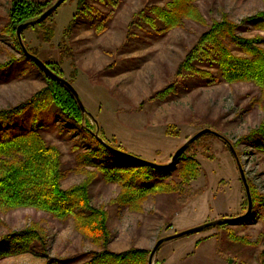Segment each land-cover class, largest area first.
<instances>
[{
  "label": "rangeland",
  "instance_id": "1",
  "mask_svg": "<svg viewBox=\"0 0 264 264\" xmlns=\"http://www.w3.org/2000/svg\"><path fill=\"white\" fill-rule=\"evenodd\" d=\"M77 1L67 0L55 12L50 20L55 27L51 42H45L36 27L24 30L22 39L41 60L61 67L60 76L73 84L96 120V135L101 130L112 144L162 166L171 164L176 151L204 128L224 139L211 134L192 144L187 155L199 162L200 174L188 183L190 195L176 191L151 195L141 210L133 211L113 202L121 190L118 183L108 182L99 168L81 166L82 155L98 148L84 127L52 107L25 113L16 129L29 128L22 121L44 124L48 138L63 154L64 188L82 184L87 172H94L92 205L108 212L110 250L151 252L159 239L175 232L217 219L240 218L163 243L153 264H259L264 250V155L241 141L264 124V89L251 82H212L191 70L178 78L174 75L199 35L214 21L227 14L240 23L263 11L264 0H198L203 22L187 18L181 27L169 31L162 29L153 11L154 24L147 19L129 26L139 11L163 6L164 1L87 0L65 36ZM10 6L11 0H0V66H4L0 67V109L15 107L47 87L46 74L22 54L9 18ZM240 32L248 38L258 33L251 25ZM260 34L264 36V31ZM194 66L198 72L218 74L205 57ZM230 145L244 167L250 190L263 198L254 202L251 191L253 205L248 216V196ZM110 158L105 160L112 166L122 161ZM29 228L45 234L47 250L33 244L27 253L1 258L0 264H84L90 251L100 249L77 230L72 218H57L35 207L0 211V240L11 231Z\"/></svg>",
  "mask_w": 264,
  "mask_h": 264
},
{
  "label": "trees",
  "instance_id": "2",
  "mask_svg": "<svg viewBox=\"0 0 264 264\" xmlns=\"http://www.w3.org/2000/svg\"><path fill=\"white\" fill-rule=\"evenodd\" d=\"M54 1L11 0L9 18L13 29L17 30L18 25L23 22L39 18L55 4ZM161 1H164L163 6L145 8L135 14L129 26L133 27L135 20L139 23L147 19L154 24L153 18L150 17L151 11L161 21L162 29L166 31L181 27L187 18L203 22V16L198 9V0ZM86 6L87 0L77 1V12L65 29V36L69 34L77 17ZM54 14L55 12L42 23L30 26L41 31L45 42H51L55 35L54 24L50 23ZM246 25L255 27L258 33L251 38L242 36L240 31ZM262 31H264V10L244 18L240 23H236L224 14L221 20L214 21L199 35L196 43L179 63L174 77L187 75L191 70L204 75L205 80L212 82L220 80L229 83L251 82L264 89V36L260 34ZM64 47L66 48L65 55L70 57L72 55L70 49H67L65 45ZM26 48L36 55V50ZM21 50L22 54L29 59L23 48ZM202 57L208 60L212 65L211 68L217 70L216 76H212L207 71L198 72L194 69L195 61ZM45 63L56 74L61 75L63 70L56 62L47 61ZM72 66H75V62ZM46 80L47 87L35 93L27 101L15 107L0 109V211L35 207L57 218H72L75 220L77 230L100 247L99 250L88 253L84 264H145L147 254L151 253L149 250L132 248L118 253L109 249L112 233L108 225V212L92 205L90 190L92 179H96L94 172H87V179L82 184L64 188L63 181L67 177V172L64 167L63 154L60 148L48 138L44 124H39L34 120L29 125L22 121L20 123L27 124L29 128L17 130L16 122L23 119L21 116L31 110L39 112L54 107L61 115L74 121L77 126L88 130L92 135L94 145L98 148L95 150L89 148L88 154L82 155L81 166L99 168L104 172L108 182L118 183L121 190L113 202L120 208L128 207L133 211L141 210L142 204L151 195L171 191H176L182 196L192 193L188 183L200 174L199 162L187 155L193 145L169 168L157 169L142 164L126 155L125 153H129L126 150L112 144L103 131L100 130V136L95 134L96 120L81 110L75 96L66 85L52 80L47 75ZM90 118L95 124H91ZM206 136H211V134H206L195 142ZM242 142L264 155V124L252 130L242 139ZM102 156L105 159L110 156L112 157L110 159L114 160L120 158L123 162L112 166ZM178 163L180 165L177 168ZM76 169L78 168H74L73 171ZM171 177L173 180H169ZM175 177L179 181H175ZM251 191L254 202H260L263 199L254 193L252 187ZM33 244L47 250L46 236L39 228L11 231L0 240V259L27 253ZM259 257V264H264V250L261 251ZM54 261L56 260L51 263ZM56 264H58L57 261Z\"/></svg>",
  "mask_w": 264,
  "mask_h": 264
},
{
  "label": "water",
  "instance_id": "3",
  "mask_svg": "<svg viewBox=\"0 0 264 264\" xmlns=\"http://www.w3.org/2000/svg\"><path fill=\"white\" fill-rule=\"evenodd\" d=\"M67 0H57L55 2V4L49 8L46 12H44L39 18H37L36 20H33L31 22H27L24 24H21L18 28H17V36L18 39L20 41L21 47L23 48V51L25 52V54L28 56V58L30 60H32L37 67L44 72V74H46L48 77H50L52 80H56L59 82H62L64 85H66L70 91L72 92V94L75 96L81 110L85 113L88 114L89 116H93L85 107V105L83 104L81 97L78 93V91L76 90V88L73 86L72 83H70L69 81H67L66 79H64L63 77H61L60 75L56 74L43 60H41L38 56L32 54L29 52V50L26 48L25 44L23 43V39H22V35L24 30H26L27 28H29L30 26H34L37 24L42 23L43 21H45L48 17H50V15H52L54 12L57 11V9L62 6ZM206 134H213L218 138L224 139V137L215 132L214 130L210 129V128H204L202 130H200L199 132H197L192 138H190L189 140H187L184 145H182L175 153V155L172 158V163L167 165V166H162L150 161H146L145 159H142L138 156L129 154V153H125L126 155L130 156L131 158H134L136 160H138L139 162H141L142 164H145L147 166H151L157 169H166L171 167L172 165L175 164V162L177 161V159L196 141L198 140L200 137L206 135ZM226 141V140H225ZM230 150L232 151L233 155L235 156V159L237 161V165H238V169L241 175V179L243 181V184L245 186L246 189V193L248 196V200H249V210L246 216H248L251 211H252V196H251V190H250V186L246 177V173L244 170V167L242 165V163L240 162L237 152L235 151L234 147L230 145ZM234 221H240V218L238 219H217V220H213L211 222H207L205 224H202L200 226L194 227V228H190L188 230L185 231H181V232H177L175 234L166 236L164 238H161L157 241L156 245L154 246L153 250L151 251L150 257H149V264H153V260L154 257L157 253V251L159 250V248L161 247V245L167 241H170L172 239L175 238H179L188 234H192V233H196V232H201L205 229L211 228V227H216V226H221L225 223H232Z\"/></svg>",
  "mask_w": 264,
  "mask_h": 264
},
{
  "label": "crops",
  "instance_id": "4",
  "mask_svg": "<svg viewBox=\"0 0 264 264\" xmlns=\"http://www.w3.org/2000/svg\"><path fill=\"white\" fill-rule=\"evenodd\" d=\"M176 233V232H175Z\"/></svg>",
  "mask_w": 264,
  "mask_h": 264
}]
</instances>
